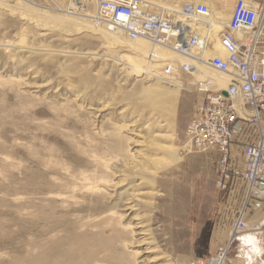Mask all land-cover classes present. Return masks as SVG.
Instances as JSON below:
<instances>
[{"label": "rangeland", "instance_id": "1", "mask_svg": "<svg viewBox=\"0 0 264 264\" xmlns=\"http://www.w3.org/2000/svg\"><path fill=\"white\" fill-rule=\"evenodd\" d=\"M29 1L53 15L69 6ZM203 1L226 23L237 0ZM95 8L89 0L82 12ZM37 12L0 5V264H134L133 253L148 246L132 232L139 221L157 264L207 261L239 209L231 181L219 185L220 154L185 152V128L205 92L192 76L182 75L190 90L178 91L130 73L118 61L125 48ZM154 85L176 101L153 94ZM127 137L141 143L134 157ZM136 159L141 170L127 166ZM106 177L113 181L103 186ZM97 182L102 191L91 188ZM133 191L144 195L131 213Z\"/></svg>", "mask_w": 264, "mask_h": 264}, {"label": "built area", "instance_id": "2", "mask_svg": "<svg viewBox=\"0 0 264 264\" xmlns=\"http://www.w3.org/2000/svg\"><path fill=\"white\" fill-rule=\"evenodd\" d=\"M67 12L83 11V0H68ZM66 13L63 9L59 11ZM91 21L119 27L130 40L162 45L180 60H167L155 79L170 85L182 75L193 76L207 65L228 81L225 90L200 85L205 96L188 121L185 152L215 150L220 154L221 179L226 188L235 177L247 185L243 210L233 223L228 242L207 261L226 264L232 245L248 231L244 217L250 201L264 205V0H237L219 34L224 56H207L213 14L207 2L192 0L160 6L154 0H96ZM240 147L241 165L235 157Z\"/></svg>", "mask_w": 264, "mask_h": 264}, {"label": "bare ground", "instance_id": "3", "mask_svg": "<svg viewBox=\"0 0 264 264\" xmlns=\"http://www.w3.org/2000/svg\"><path fill=\"white\" fill-rule=\"evenodd\" d=\"M84 2H88L89 0H83ZM155 1V0H154ZM203 1V0H198ZM205 2V1H204ZM208 2V1H206ZM169 4V3H168ZM168 4L162 5L159 3L160 6H167ZM210 7V10L213 14V28L210 31L209 39H210V46L207 53V56H213L215 54L225 55L219 42V34L225 29V22L223 19L225 17L218 16L217 13L214 10V7L211 5V3H207ZM0 5L9 7V10L12 12L15 11H33L35 10L38 14L42 13V21L45 23H52V25L61 26V27H68L69 29H76V30H90L93 32H96L97 34L101 35L104 39H106L109 43H114L117 45V47L125 48L124 51L126 52L125 55L119 56L118 61L122 62L125 67L123 69L129 70L128 72L138 74V73H145L150 77V79H155V75H157L159 67L163 66V63L167 60H175L179 59L178 56L175 55L174 52L169 50L168 48L159 45L151 43L147 40L139 39V40H130L127 38H123V32L119 27H116L114 25H108L105 24L101 27H97L90 19V16L88 12L83 13H69L67 10L63 9L66 13L62 12L63 14L53 15L50 14L51 12L47 9H44L42 6H38L29 0H0ZM86 5V4H85ZM173 5V4H172ZM181 5V3H180ZM226 6V5H225ZM6 9V8H5ZM224 10V9H223ZM41 11V12H40ZM62 11V10H60ZM217 11V10H216ZM219 11V10H218ZM221 11V10H220ZM83 13V14H81ZM17 14V13H16ZM221 14V13H220ZM40 15V14H39ZM28 16V15H27ZM80 16H83V18H79ZM229 16V15H228ZM228 18V17H227ZM67 25V26H65ZM47 26V25H45ZM60 28V27H59ZM64 30V29H63ZM22 42L24 39L21 40ZM126 61V62H125ZM198 68L193 72L194 81L191 83V85L199 84L203 87H206L209 89H216V90H225L228 84V81L225 77L222 75H219L212 69L208 68L207 65H199ZM189 80V79H188ZM157 83V82H156ZM168 84V83H167ZM153 85V84H152ZM150 86V85H149ZM155 88L151 89L153 94L160 95L161 97L170 98L171 100L174 99L176 101V94L174 92L165 91L161 88H156L157 86L154 85ZM174 88L176 90H190L188 87L185 86V84L179 80L175 81L173 83ZM102 112V111H101ZM102 114V113H101ZM135 124H132L134 126ZM122 127V126H121ZM124 131V130H123ZM133 133L137 131L136 129L132 130ZM137 137H143L140 133L135 134ZM126 137V136H125ZM122 138V137H121ZM127 142L130 145V149H128V153L130 150H134L139 146V142L134 141V138L127 137ZM122 143V141H121ZM135 153H139V150L135 149ZM134 153H131L130 156L134 157ZM139 158V156H135V158ZM98 159V158H96ZM121 160V159H120ZM127 160V159H126ZM102 161V159H101ZM123 161V160H122ZM128 161V160H127ZM100 162V161H99ZM105 162V161H104ZM126 162V161H124ZM101 163V162H100ZM103 163V162H102ZM140 163L141 160L136 159L133 163L128 164L127 166H130L134 170H141L140 169ZM125 165V163H124ZM132 165V166H131ZM105 166V165H104ZM103 166V167H104ZM111 168V166H108V169ZM106 169V168H104ZM120 172H123V170H120ZM91 179V178H89ZM102 180V181H101ZM101 183L110 184L113 180L110 177H106L101 179ZM107 184V185H108ZM104 186V184H103ZM92 189L97 191H102L100 185L98 182L96 184H93L91 186ZM131 196L126 199V209L130 210L131 213L133 211L137 210L136 207L138 206V202L142 200L140 196H143V193H135L134 191L130 194ZM130 213V214H131ZM129 214V215H130ZM121 218H123L121 216ZM139 220V218H138ZM138 228V231L132 230V232L136 233L137 235H142L140 239H138L137 244L148 246L145 248L146 252L137 250L133 253V258L135 263L134 264H157V259L152 257L150 253H154L156 250L152 246V242H150V238L148 237V230L145 229V226L143 225L142 221H139L137 224H135ZM135 227V226H133ZM134 229V228H133ZM136 244V243H135ZM148 253V254H144Z\"/></svg>", "mask_w": 264, "mask_h": 264}, {"label": "crops", "instance_id": "4", "mask_svg": "<svg viewBox=\"0 0 264 264\" xmlns=\"http://www.w3.org/2000/svg\"><path fill=\"white\" fill-rule=\"evenodd\" d=\"M246 190L247 185L242 178H233L230 197L234 196L233 202L238 203V215L244 208ZM244 217L248 222V231L230 248L229 261L226 264H264V205L257 206L250 203ZM230 230L226 237L227 242Z\"/></svg>", "mask_w": 264, "mask_h": 264}]
</instances>
